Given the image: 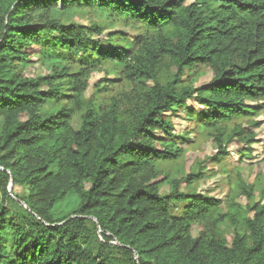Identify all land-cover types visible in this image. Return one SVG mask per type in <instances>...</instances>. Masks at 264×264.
Wrapping results in <instances>:
<instances>
[{
	"label": "trees",
	"instance_id": "obj_1",
	"mask_svg": "<svg viewBox=\"0 0 264 264\" xmlns=\"http://www.w3.org/2000/svg\"><path fill=\"white\" fill-rule=\"evenodd\" d=\"M77 12L105 25L67 23ZM116 24L137 36L96 37ZM35 60L49 73L28 75ZM107 61L117 78L86 99ZM201 67L213 77L196 85ZM50 102L61 106L45 111ZM177 108L213 139L214 158L236 140L251 158L264 0H0V264H264V185L257 198L237 168L243 207L198 192L201 172L156 169L190 141L170 120Z\"/></svg>",
	"mask_w": 264,
	"mask_h": 264
},
{
	"label": "rangeland",
	"instance_id": "obj_2",
	"mask_svg": "<svg viewBox=\"0 0 264 264\" xmlns=\"http://www.w3.org/2000/svg\"><path fill=\"white\" fill-rule=\"evenodd\" d=\"M191 1L192 0H188V2ZM66 22L79 23L87 27L98 24L102 26L105 25L99 16L90 13L81 14L80 12L75 13L73 17ZM109 31L122 32L125 36H128L131 39H134L138 34V32L132 27H122L121 24H116L113 29L105 30L103 35L96 37L103 39V41L109 45L111 42H109L106 38V34H108ZM117 44L122 47L125 46V42L123 41L117 42ZM90 60H93V58ZM113 67H115L114 63L107 61L98 68L94 69L90 78V86L85 94L86 99L90 98L94 90V86L97 83L103 86L109 83V80L117 78L116 72L108 73V70ZM26 73L30 76L45 75L49 73V69L41 61L35 60L30 64ZM170 75L171 72L169 69L163 68L160 72V80L164 82L170 78ZM187 75L188 72L185 73V77ZM212 77L213 72L210 68L201 67L196 77L197 81L195 84L199 85L206 83L210 81ZM65 94L72 95L70 91H66ZM111 94H114V91L111 92ZM189 103L195 108H201L194 100H190ZM60 106L61 104L56 105L50 102L45 106L44 110H55ZM76 120L77 122L75 121V124L77 126L78 119L76 118ZM170 120L175 127L176 134L185 135L186 133H189L190 141L182 144V146L185 147V154L179 159L167 162L158 161L155 163V167L160 174L168 175L170 178H181L191 172H201L204 174V177L195 183V187L198 192L221 198L225 200V202H227L226 200L229 198L228 195L236 196L235 202L240 203L243 207H245L248 203L247 198L245 196L238 195L239 189L237 186L238 179L236 178V170L237 168H240L242 169L243 178L247 181V183H257L258 188L256 190V197H259L257 193L264 185V110L261 111L256 118L257 121L263 122L262 126L258 128L250 127V129L255 130L257 134L256 139H258V141L253 143L251 146V158H248L249 154H247V157L245 158L242 157L244 155L243 151L245 149V144L237 140L228 145L230 154L227 158H214V154L217 149L213 139L207 132H202L199 128L195 129L194 122L189 119L188 114L183 108H177L174 110L171 113ZM229 126L231 127L233 125ZM257 177H259V181L257 180ZM11 190L12 187H10V191ZM17 190L20 189L17 188ZM169 190L170 187L168 185H165L162 188V192L165 193ZM180 207H178L175 211L179 212ZM222 207L226 210V203H223ZM220 226L228 241L231 242L234 232L233 226L229 222H224ZM200 229L199 225H195L194 233H197ZM241 230L243 229L241 228ZM9 237L10 233H6V238L8 239Z\"/></svg>",
	"mask_w": 264,
	"mask_h": 264
}]
</instances>
